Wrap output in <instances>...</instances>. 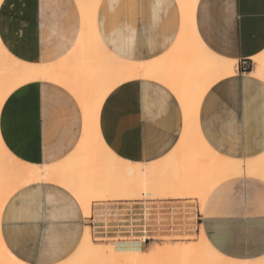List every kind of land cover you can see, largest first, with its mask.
Segmentation results:
<instances>
[{"label":"crops","instance_id":"0c3cea01","mask_svg":"<svg viewBox=\"0 0 264 264\" xmlns=\"http://www.w3.org/2000/svg\"><path fill=\"white\" fill-rule=\"evenodd\" d=\"M94 25L108 52L125 61L146 63L171 51L180 33L181 12L177 0H100ZM194 26L204 46L220 57L237 61L238 66L236 75L214 83L201 101L198 127L203 139L225 158L261 155L264 83L248 72L251 58L264 50V0H198ZM81 29L75 0L0 3V43L22 62H63ZM97 125L102 143L117 158L149 164L174 149L182 134L183 113L168 87L141 78L122 82L106 95ZM83 128L77 99L65 87L48 80L18 87L0 108V142L13 158L26 165L62 162L76 149ZM156 199L92 202L91 214L85 217L76 198L64 187L48 182L28 184L5 202L0 238L25 264H59L75 252L86 227L95 243L111 242L103 236L132 233L128 228L131 216L142 215L146 202ZM183 212L186 217L191 214ZM147 215L150 222L153 215ZM121 225L123 231L118 230ZM195 226L196 234L202 229L224 256L238 260L263 256L264 183L247 177L222 181L209 192L202 212L196 206ZM117 240L126 242L122 237ZM148 240L166 242L161 238ZM146 245L147 241L140 246L144 250Z\"/></svg>","mask_w":264,"mask_h":264},{"label":"bare ground","instance_id":"6f19581e","mask_svg":"<svg viewBox=\"0 0 264 264\" xmlns=\"http://www.w3.org/2000/svg\"><path fill=\"white\" fill-rule=\"evenodd\" d=\"M75 1L82 29L63 62L56 65L22 62L0 43V108L18 87L48 80L74 95L84 120L76 149L55 165L31 166L18 162L0 142V214L14 191L33 183L48 182L64 187L76 198L85 217L91 214L92 202L120 198H189L197 201L198 211L202 212L209 192L222 181L247 177L264 183V153L245 159L225 158L208 146L199 131L198 113L205 93L217 81L236 75L238 66L235 60L214 54L198 38L194 26L198 0H177L181 12L178 39L166 56L146 63L122 60L104 48L94 27L100 0ZM251 62L248 76L264 83V50L252 57ZM141 78L168 87L183 113L178 143L164 158L149 164L117 158L104 146L97 129L99 109L106 95L122 82ZM150 212L144 205L142 215L131 216L128 228L132 233L103 236L114 243H95L90 228L86 227L75 252L59 264H264V255L251 260L224 256L210 244L202 229L196 241L174 245L155 241L143 250L142 242L161 238L146 230ZM190 216L185 217L187 224ZM170 228L172 232L166 236L173 240L193 236L182 232L185 227L181 228L182 233L175 232L173 226ZM118 230L123 231L124 227ZM121 237L126 242L119 243L117 239ZM0 264H25L5 248L1 238Z\"/></svg>","mask_w":264,"mask_h":264},{"label":"rangeland","instance_id":"374dc122","mask_svg":"<svg viewBox=\"0 0 264 264\" xmlns=\"http://www.w3.org/2000/svg\"><path fill=\"white\" fill-rule=\"evenodd\" d=\"M252 68V64H250L249 69ZM263 183V182H262ZM145 199V198H143ZM162 197L157 198L156 200H149L146 202V206L148 208L153 209L154 211H158L160 214V217L154 215V211L151 210V214L153 216L150 217L149 222V228L147 229V232H152L157 235H160L161 239L166 240L165 243L170 244H184L188 241H196L197 234H196V206H198V203L194 199H186V200H175V201H163L161 200ZM108 200V199H107ZM106 200V201H107ZM142 200V199H141ZM103 201V200H102ZM105 201V202H106ZM108 201H114V200H108ZM96 202V201H94ZM101 202V201H100ZM183 203H186L183 205ZM181 209L188 210L191 214L192 221L187 224L186 222V213L181 211ZM172 210V212H170ZM183 212V213H182ZM171 217V218H170ZM179 218V219H178ZM160 219V220H159ZM176 219V220H175ZM186 222V224H184ZM177 223V224H175ZM171 226H173V229L175 232H180L181 227L182 229L185 227V230L182 232H186V234H193V236H189V238H179L180 240H173V238H168L166 233L169 231L172 232ZM170 228V229H169ZM168 230V231H167ZM180 232V233H182ZM166 237V238H165ZM192 237V238H191ZM160 239V238H159ZM113 242V241H111ZM164 241H156L158 244H162ZM114 243V242H113ZM151 243H154V241L150 240L147 241V245L150 246ZM164 244V243H163ZM162 244V245H163ZM145 246L144 250H147L149 246Z\"/></svg>","mask_w":264,"mask_h":264},{"label":"built area","instance_id":"2783aa9c","mask_svg":"<svg viewBox=\"0 0 264 264\" xmlns=\"http://www.w3.org/2000/svg\"><path fill=\"white\" fill-rule=\"evenodd\" d=\"M149 223H147L146 225H145V227H146V230L149 228V225H148ZM138 239V238H137ZM138 241H140L139 239H138ZM147 241H150V240H147ZM143 243H145V242H143Z\"/></svg>","mask_w":264,"mask_h":264}]
</instances>
